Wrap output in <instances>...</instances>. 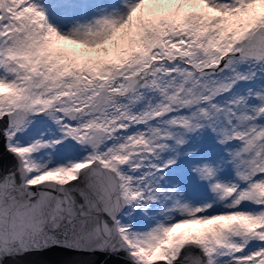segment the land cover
I'll use <instances>...</instances> for the list:
<instances>
[{
	"label": "snow or ice",
	"instance_id": "6c2138e0",
	"mask_svg": "<svg viewBox=\"0 0 264 264\" xmlns=\"http://www.w3.org/2000/svg\"><path fill=\"white\" fill-rule=\"evenodd\" d=\"M0 140V262L264 264V0H0Z\"/></svg>",
	"mask_w": 264,
	"mask_h": 264
},
{
	"label": "water",
	"instance_id": "95a60500",
	"mask_svg": "<svg viewBox=\"0 0 264 264\" xmlns=\"http://www.w3.org/2000/svg\"><path fill=\"white\" fill-rule=\"evenodd\" d=\"M0 154H2L3 170L7 171L14 165L15 161L11 155L4 150L3 141L0 140ZM123 253L111 255L107 252H83L74 251L62 247H51L42 252L25 253L15 258L8 257L0 264H124L121 259Z\"/></svg>",
	"mask_w": 264,
	"mask_h": 264
}]
</instances>
